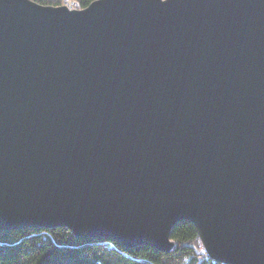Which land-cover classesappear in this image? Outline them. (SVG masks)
<instances>
[{"label":"water","instance_id":"obj_1","mask_svg":"<svg viewBox=\"0 0 264 264\" xmlns=\"http://www.w3.org/2000/svg\"><path fill=\"white\" fill-rule=\"evenodd\" d=\"M264 264V0H0V229Z\"/></svg>","mask_w":264,"mask_h":264},{"label":"trees","instance_id":"obj_2","mask_svg":"<svg viewBox=\"0 0 264 264\" xmlns=\"http://www.w3.org/2000/svg\"><path fill=\"white\" fill-rule=\"evenodd\" d=\"M60 5L64 0H35ZM80 8L94 0H75ZM175 246L161 251L147 245L128 248L111 238L77 237L67 227L0 229V264H221L205 252L190 221L171 232Z\"/></svg>","mask_w":264,"mask_h":264},{"label":"rangeland","instance_id":"obj_3","mask_svg":"<svg viewBox=\"0 0 264 264\" xmlns=\"http://www.w3.org/2000/svg\"><path fill=\"white\" fill-rule=\"evenodd\" d=\"M62 4H67L72 8H80L75 0H64Z\"/></svg>","mask_w":264,"mask_h":264},{"label":"built area","instance_id":"obj_4","mask_svg":"<svg viewBox=\"0 0 264 264\" xmlns=\"http://www.w3.org/2000/svg\"><path fill=\"white\" fill-rule=\"evenodd\" d=\"M212 261L214 262V263H216V262H219V261H217V260H215V259H212ZM221 264H225L224 262H220Z\"/></svg>","mask_w":264,"mask_h":264}]
</instances>
